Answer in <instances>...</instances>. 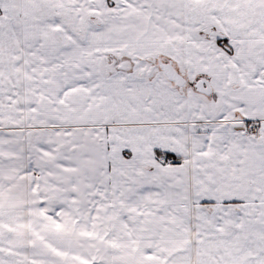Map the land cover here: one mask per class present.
Segmentation results:
<instances>
[{"label": "snow or ice", "instance_id": "obj_1", "mask_svg": "<svg viewBox=\"0 0 264 264\" xmlns=\"http://www.w3.org/2000/svg\"><path fill=\"white\" fill-rule=\"evenodd\" d=\"M0 264H264V0H0Z\"/></svg>", "mask_w": 264, "mask_h": 264}]
</instances>
